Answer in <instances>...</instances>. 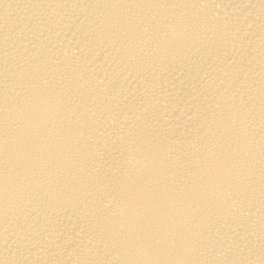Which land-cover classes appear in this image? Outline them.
Returning <instances> with one entry per match:
<instances>
[{"label": "bare ground", "instance_id": "1", "mask_svg": "<svg viewBox=\"0 0 264 264\" xmlns=\"http://www.w3.org/2000/svg\"><path fill=\"white\" fill-rule=\"evenodd\" d=\"M0 264H264V0H0Z\"/></svg>", "mask_w": 264, "mask_h": 264}]
</instances>
